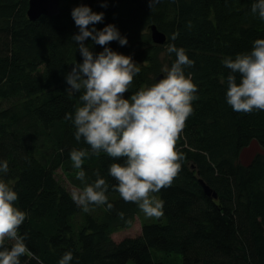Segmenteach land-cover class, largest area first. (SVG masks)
Instances as JSON below:
<instances>
[{
    "label": "trees",
    "instance_id": "trees-1",
    "mask_svg": "<svg viewBox=\"0 0 264 264\" xmlns=\"http://www.w3.org/2000/svg\"><path fill=\"white\" fill-rule=\"evenodd\" d=\"M253 2L159 0L151 10L148 0H63L57 15L31 21L29 0H0V162L9 166L0 179L28 213L19 233L27 234L34 255L21 257V264H59L69 251L70 264H264V155L248 164L240 160L253 142L264 148V111L245 114L227 104L230 70L222 63L264 39V20L252 14ZM79 6L104 13L103 22L89 29L113 24L127 38L125 46L107 45L140 66L125 99L163 78V69L176 60L169 44L194 61L185 73L193 74L199 99L178 141L182 169L170 187L154 194L164 201L163 215L120 241L113 234L130 228L142 212L112 188L117 182L109 166L122 161L101 152L82 165L86 183L96 180L97 171L106 179L111 210L105 204L83 211L56 176L62 170L82 189L70 152L90 151L65 119L81 105L83 92L70 95L65 80L69 65L83 62L72 40L79 29L71 12ZM152 25L167 36L164 45L153 42ZM84 44L94 54L104 50L91 38Z\"/></svg>",
    "mask_w": 264,
    "mask_h": 264
},
{
    "label": "clouds",
    "instance_id": "clouds-1",
    "mask_svg": "<svg viewBox=\"0 0 264 264\" xmlns=\"http://www.w3.org/2000/svg\"><path fill=\"white\" fill-rule=\"evenodd\" d=\"M157 2L148 0L151 10ZM251 12L264 20V0H254ZM71 16L79 29L72 40L79 46L83 62L76 63L65 76L70 86L66 91L70 95L83 92L79 97L81 105L74 115L66 114L65 119L74 124L76 141L83 138L90 146V151L74 148L70 152L74 168L80 169L76 178L85 182L86 173L82 169L85 159L99 157L101 152L114 161H122L111 163L108 169L109 176L117 182L113 190L125 202L137 204L147 217L159 218L163 215L164 201L154 194L170 187L182 169L185 156L178 141L194 112L192 102L199 99L193 74L185 73V68L193 67L194 61L184 48L169 44L167 51L175 53L176 60L170 68L163 69L166 73L163 78L125 99L141 69L132 56L119 54L107 45L117 41L125 46L127 38L113 24L102 30L89 29L90 25L103 22L104 13H95L87 6L74 8ZM177 36L178 33H173L171 39L175 41ZM88 38L104 50L94 54L84 44ZM222 63L230 70L227 104L245 114L264 111V39L255 40L249 52L237 54L235 59L228 57ZM8 171V162H0V172ZM95 175L93 183L85 182L82 189L75 188L72 198L85 212L91 205L106 204L111 210L113 204L106 195L109 184L99 171ZM17 200V192L0 179V264H21V257L34 255L25 244L27 234L19 233L28 213L16 206ZM123 215L119 213L121 218ZM72 260L69 251L59 264H70Z\"/></svg>",
    "mask_w": 264,
    "mask_h": 264
},
{
    "label": "water",
    "instance_id": "water-1",
    "mask_svg": "<svg viewBox=\"0 0 264 264\" xmlns=\"http://www.w3.org/2000/svg\"><path fill=\"white\" fill-rule=\"evenodd\" d=\"M63 0H29L28 18L31 21L39 19L41 16H55L60 11V4ZM151 37L155 44L164 45L167 41V36L161 32L156 25L150 27ZM77 62H72L68 67V72L72 71V68ZM160 77L159 79H161ZM206 188V192L212 195L213 192L210 188ZM216 197L215 194H213Z\"/></svg>",
    "mask_w": 264,
    "mask_h": 264
},
{
    "label": "rangeland",
    "instance_id": "rangeland-1",
    "mask_svg": "<svg viewBox=\"0 0 264 264\" xmlns=\"http://www.w3.org/2000/svg\"><path fill=\"white\" fill-rule=\"evenodd\" d=\"M264 155V148H262L257 142H253L248 148H246L242 155H241V162L243 164H248L252 161V159L258 155ZM56 176L58 180L64 184V186L68 189V191L72 194L73 190L76 188L75 186L71 185L69 181L66 178V175L62 170H59L56 173ZM155 217H147L143 212H141L140 215L136 217V220L134 224L130 228L122 229L121 231H118L113 234V238L117 241L122 240L123 238L127 236H135L138 235L142 230V224L145 220L151 221ZM173 257H176L175 255H172Z\"/></svg>",
    "mask_w": 264,
    "mask_h": 264
}]
</instances>
